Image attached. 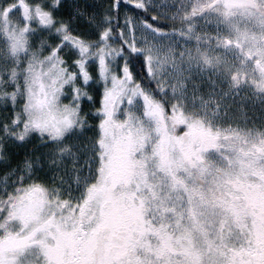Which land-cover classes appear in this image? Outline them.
I'll return each instance as SVG.
<instances>
[{
	"label": "snow or ice",
	"instance_id": "1",
	"mask_svg": "<svg viewBox=\"0 0 264 264\" xmlns=\"http://www.w3.org/2000/svg\"><path fill=\"white\" fill-rule=\"evenodd\" d=\"M0 264H264V0H0Z\"/></svg>",
	"mask_w": 264,
	"mask_h": 264
}]
</instances>
